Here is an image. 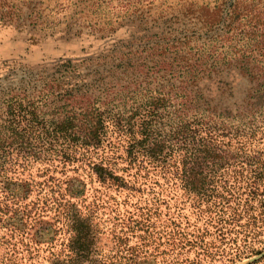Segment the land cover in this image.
<instances>
[{"label": "trees", "instance_id": "16d2710c", "mask_svg": "<svg viewBox=\"0 0 264 264\" xmlns=\"http://www.w3.org/2000/svg\"><path fill=\"white\" fill-rule=\"evenodd\" d=\"M228 20L244 23L246 34L263 32L264 0L234 2ZM108 84L51 81L35 99L14 93L0 112V245L9 258L26 251L46 253L50 264L137 262L148 245L132 247L127 259L118 256L121 250L103 254L95 220L101 209L118 205L120 193L144 186L160 189L150 191L157 201L176 199L179 233L165 230L164 236L179 251L196 248L209 264L255 255L249 264H264V78L233 112L187 87L175 109L167 93L141 95L138 85L136 101L126 108L112 104ZM74 163L87 181L80 174L66 182L49 174ZM34 166L36 177L23 175ZM39 228L48 236L32 234Z\"/></svg>", "mask_w": 264, "mask_h": 264}, {"label": "rangeland", "instance_id": "374dc122", "mask_svg": "<svg viewBox=\"0 0 264 264\" xmlns=\"http://www.w3.org/2000/svg\"><path fill=\"white\" fill-rule=\"evenodd\" d=\"M239 1L0 0V112L14 93L35 99L51 81L61 87L72 81L102 89L109 83L106 87L112 104L124 103L126 108L136 101L135 85L141 95L162 90L173 105L178 104L175 109L187 87L200 92L201 99L233 112L253 93L256 81L264 78V72H259L264 71V31L249 35L244 23L229 24L231 5ZM66 60L71 63H64ZM212 63L216 69L210 73L205 67ZM94 92L99 93L98 89ZM41 97H36L38 103ZM76 166L49 174L65 182L79 174L85 179L84 174L73 171ZM37 170L34 166L23 175L36 177ZM74 189L75 197L83 190L81 184ZM150 191L160 189L142 186L134 193L122 192L117 194V206L99 211L95 220L102 233L99 250L110 256L121 250L118 256L127 259L132 247L145 243L148 254L137 262L127 261L129 264H209L210 258L198 256L196 248L187 246L179 251V245L166 240L165 230L179 233V205H173L175 198L161 196L157 201ZM180 225L186 226L185 220ZM32 234L47 237L49 232L39 228ZM116 237H121L122 243H117ZM9 256L0 245V264H50L43 252ZM258 258L251 256L235 264H249Z\"/></svg>", "mask_w": 264, "mask_h": 264}, {"label": "water", "instance_id": "95a60500", "mask_svg": "<svg viewBox=\"0 0 264 264\" xmlns=\"http://www.w3.org/2000/svg\"><path fill=\"white\" fill-rule=\"evenodd\" d=\"M260 257V256H259Z\"/></svg>", "mask_w": 264, "mask_h": 264}]
</instances>
